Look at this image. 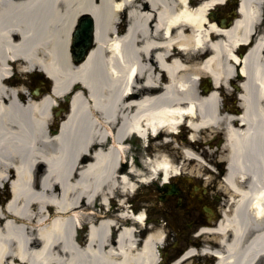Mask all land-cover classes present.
<instances>
[{"label":"bare ground","instance_id":"obj_1","mask_svg":"<svg viewBox=\"0 0 264 264\" xmlns=\"http://www.w3.org/2000/svg\"><path fill=\"white\" fill-rule=\"evenodd\" d=\"M220 1L198 0L193 8L195 0H0V185L9 188L0 192V201L9 196L0 203V264H154L152 244L161 237L154 226L133 252L132 223L106 209L87 212L96 199L106 208L117 185L133 189L121 163L130 132L158 136L179 122L195 133L224 126V181L234 198L225 223L205 229L233 232L218 264L264 255V30L237 54L239 40L264 23V0H241L242 17L227 30L211 16ZM85 13L95 21V43L73 63L70 30ZM37 69L53 79V93L27 95L22 84L11 86ZM236 71L243 75L239 127L216 112L215 92L196 91L202 76L218 86ZM72 82L83 86L68 88ZM67 93L70 109L55 129V99ZM157 150L144 173L178 169L170 153ZM180 153L199 159L192 145ZM85 220L91 223L78 244L74 232ZM247 234L248 243L239 245Z\"/></svg>","mask_w":264,"mask_h":264},{"label":"flooded vegetation","instance_id":"obj_2","mask_svg":"<svg viewBox=\"0 0 264 264\" xmlns=\"http://www.w3.org/2000/svg\"><path fill=\"white\" fill-rule=\"evenodd\" d=\"M238 2L239 0H226L217 7L219 26L228 27L238 17ZM238 90L232 82L228 87L216 88L218 94H222L220 113L224 111L231 116L240 114ZM198 91L204 92L203 89ZM234 124L239 123L235 121ZM218 144H222V139ZM214 165L213 173L203 168L200 171L191 169L170 174L167 181L149 186L148 192L155 195L154 201L132 208L134 213H146L149 221L164 232L160 242H153L155 252L161 258L158 264H171L174 260L178 264H217L216 257L211 252L223 251L221 241L226 244L233 241L230 230L224 232L223 238L202 233L205 228H213L222 221V213L229 209L227 201L230 192L222 182L227 166L224 159L215 161ZM142 199L140 195L133 197V200L143 202ZM145 233L144 230L138 232L139 237L132 245L133 252L141 249ZM248 237L249 234L240 238V243L246 245ZM205 249L210 253L205 255ZM187 256L189 258L184 260ZM238 264H264V255L259 254L248 263Z\"/></svg>","mask_w":264,"mask_h":264},{"label":"rangeland","instance_id":"obj_3","mask_svg":"<svg viewBox=\"0 0 264 264\" xmlns=\"http://www.w3.org/2000/svg\"><path fill=\"white\" fill-rule=\"evenodd\" d=\"M123 27V26H122ZM41 73V72H40ZM14 74H18L17 73V71H14ZM21 74V73H20ZM29 74H31L30 72H27L26 74L25 73H23V74H21V75H19L18 77L19 78H17V83L15 84V86H17V85H19L20 83H21V81H22V84H27L26 82H27V78H29V76H31V75H29ZM36 75L37 74H39V72L37 71L36 73H35ZM36 75H32V77H30L29 79L32 81V86H35V84L36 85H38L39 84V82H41V80L42 79H39L40 77H37ZM16 81V80H15ZM24 82V83H23ZM25 84H24V86H25ZM40 85H42V84H39V86ZM12 86V85H11ZM168 141L169 140H171V145H173L174 147L175 146H180V141H173V138H172V136L171 135H169L168 136ZM160 141V138H158V140H154L153 142L152 141H150L149 142V144L147 145V147L146 148H144V147H141V145L138 143V140H136V139H133V141L130 143V147H131V149L129 148V151L127 152V155L129 156V155H131V156H136L135 158H137V156H138V154H145V153H154V154H157L158 153V150H156L157 148H158V142ZM159 149H161L162 150V152L164 153V154H169L170 153V156H172L173 158H175V157H179L180 155H179V152H177V154H175V152H172V151H167V150H165V149H163V148H159ZM180 163H182L181 161L179 162V164ZM142 187H143V185H142ZM144 188V187H143ZM148 199H150L151 198V196L150 195H147L146 196ZM96 202H97V204L95 205V207H96V209L95 208H93V207H91L92 209H94V211H96V210H99L100 209V211H97V213L95 214V215H97V214H102L103 212H101V210H104L105 208H103L102 207V205L100 204V202H98V200H96Z\"/></svg>","mask_w":264,"mask_h":264},{"label":"water","instance_id":"obj_4","mask_svg":"<svg viewBox=\"0 0 264 264\" xmlns=\"http://www.w3.org/2000/svg\"><path fill=\"white\" fill-rule=\"evenodd\" d=\"M89 21V20H88ZM92 22V21H91ZM77 42H78V40H77V38L76 39H74V43H76L77 44ZM80 42V41H79ZM81 56L82 55H79L78 57H79V59L78 60H80L81 59Z\"/></svg>","mask_w":264,"mask_h":264}]
</instances>
